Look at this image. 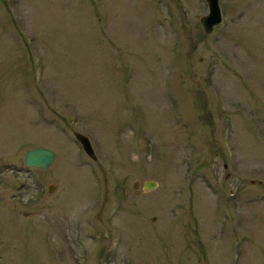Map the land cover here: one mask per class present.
<instances>
[{
  "label": "rangeland",
  "instance_id": "obj_1",
  "mask_svg": "<svg viewBox=\"0 0 264 264\" xmlns=\"http://www.w3.org/2000/svg\"><path fill=\"white\" fill-rule=\"evenodd\" d=\"M219 4L0 0V264H264V0Z\"/></svg>",
  "mask_w": 264,
  "mask_h": 264
},
{
  "label": "water",
  "instance_id": "obj_2",
  "mask_svg": "<svg viewBox=\"0 0 264 264\" xmlns=\"http://www.w3.org/2000/svg\"><path fill=\"white\" fill-rule=\"evenodd\" d=\"M209 6V13L201 18V23L203 25L204 31L208 34L212 33L215 27L222 22V11L219 4V0H206ZM76 139L81 143L83 150L92 158L97 159V155L91 139L81 133L74 132ZM57 157L56 152L53 149L44 146H37L35 148L29 149L25 153V166L27 168H36L47 170L51 167ZM158 186L156 181H145L143 188L145 191H150ZM56 189L55 184H50L48 186V191L53 193Z\"/></svg>",
  "mask_w": 264,
  "mask_h": 264
}]
</instances>
